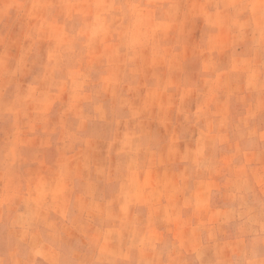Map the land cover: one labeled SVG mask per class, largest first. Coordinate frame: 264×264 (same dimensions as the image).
Instances as JSON below:
<instances>
[{
	"label": "rangeland",
	"instance_id": "1",
	"mask_svg": "<svg viewBox=\"0 0 264 264\" xmlns=\"http://www.w3.org/2000/svg\"><path fill=\"white\" fill-rule=\"evenodd\" d=\"M135 1L0 0L1 262L15 229L47 221L19 211L51 210L45 198L72 190L61 179L79 180L77 162L120 171L209 149L201 162L231 165L264 151V138H246L264 131V0H158L156 16ZM173 51L178 62L147 60ZM203 126L227 137L198 139Z\"/></svg>",
	"mask_w": 264,
	"mask_h": 264
},
{
	"label": "crops",
	"instance_id": "2",
	"mask_svg": "<svg viewBox=\"0 0 264 264\" xmlns=\"http://www.w3.org/2000/svg\"><path fill=\"white\" fill-rule=\"evenodd\" d=\"M156 1L135 2L140 11L153 8L156 16L154 7L159 5ZM141 29L143 34L155 31L152 23ZM149 44L153 42L150 40ZM188 45L184 42L176 47ZM147 60L173 63L179 61V56L174 51L167 56L153 53ZM172 85L170 94L174 93ZM202 128L205 130L198 133V139L227 137L218 127ZM228 136L237 137L236 134ZM249 137L264 138V131L254 136L246 134ZM169 150L176 153L172 146ZM208 153L206 149L192 163L175 160L161 166L160 163L126 162L120 171H115L112 163L100 167L93 163H75V177L79 180L61 179L72 190H65L57 200L48 194L50 198L45 199L51 204V210H42L38 216L27 210L19 211L26 221L35 217L47 221L40 227L27 222L25 228L15 229L23 237L16 240L12 252L0 264L264 262V160H249L256 154L264 156V151L251 148L243 155L244 160L236 159L231 165L221 161L201 162H205ZM125 154L130 153L125 150ZM57 166H63L61 161ZM103 170L104 175L98 178V171ZM1 201L0 195V205ZM98 218L108 221L103 229H99ZM50 220L54 224H49ZM114 220L119 223L113 225Z\"/></svg>",
	"mask_w": 264,
	"mask_h": 264
}]
</instances>
